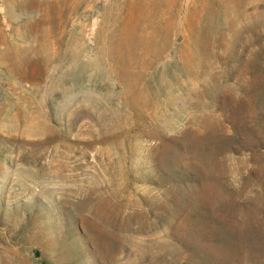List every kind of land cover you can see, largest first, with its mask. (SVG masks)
<instances>
[{"label":"rangeland","instance_id":"rangeland-1","mask_svg":"<svg viewBox=\"0 0 264 264\" xmlns=\"http://www.w3.org/2000/svg\"><path fill=\"white\" fill-rule=\"evenodd\" d=\"M0 264H264V0H0Z\"/></svg>","mask_w":264,"mask_h":264}]
</instances>
